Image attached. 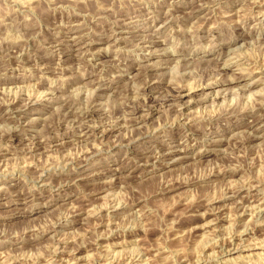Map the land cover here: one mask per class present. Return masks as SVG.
Masks as SVG:
<instances>
[{
    "label": "clouds",
    "instance_id": "1",
    "mask_svg": "<svg viewBox=\"0 0 264 264\" xmlns=\"http://www.w3.org/2000/svg\"><path fill=\"white\" fill-rule=\"evenodd\" d=\"M0 264H264V0H0Z\"/></svg>",
    "mask_w": 264,
    "mask_h": 264
},
{
    "label": "rangeland",
    "instance_id": "2",
    "mask_svg": "<svg viewBox=\"0 0 264 264\" xmlns=\"http://www.w3.org/2000/svg\"><path fill=\"white\" fill-rule=\"evenodd\" d=\"M17 75H19V74H17ZM44 86H46V84H45V85H39L38 87L43 88ZM40 110L43 111V110H45V109L42 107ZM113 171H115V169H113ZM103 187H104V185H103L102 181H101L99 178H97V181L94 182V183L90 186L89 191H100ZM218 206H219V205H218Z\"/></svg>",
    "mask_w": 264,
    "mask_h": 264
}]
</instances>
